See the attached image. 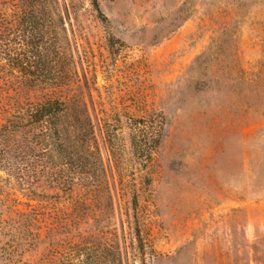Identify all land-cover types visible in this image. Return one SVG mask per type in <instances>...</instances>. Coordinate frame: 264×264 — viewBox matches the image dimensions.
Wrapping results in <instances>:
<instances>
[{"label": "rangeland", "instance_id": "1", "mask_svg": "<svg viewBox=\"0 0 264 264\" xmlns=\"http://www.w3.org/2000/svg\"><path fill=\"white\" fill-rule=\"evenodd\" d=\"M23 2L0 0L3 65ZM60 3L45 53L87 104L111 192L0 170V264H264V0ZM142 120L151 158L131 146Z\"/></svg>", "mask_w": 264, "mask_h": 264}, {"label": "trees", "instance_id": "2", "mask_svg": "<svg viewBox=\"0 0 264 264\" xmlns=\"http://www.w3.org/2000/svg\"><path fill=\"white\" fill-rule=\"evenodd\" d=\"M60 4L26 0L15 15L16 48L7 65L0 61V170L29 190L110 193L100 149H93L98 133L87 104L72 94L75 81L45 53L61 44ZM148 123L131 130L132 150L141 158H151L159 145L161 132Z\"/></svg>", "mask_w": 264, "mask_h": 264}]
</instances>
